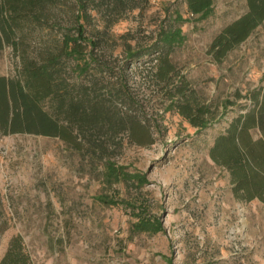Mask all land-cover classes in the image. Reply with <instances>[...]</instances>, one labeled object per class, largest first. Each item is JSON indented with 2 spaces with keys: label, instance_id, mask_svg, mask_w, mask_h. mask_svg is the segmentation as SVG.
Masks as SVG:
<instances>
[{
  "label": "rangeland",
  "instance_id": "374dc122",
  "mask_svg": "<svg viewBox=\"0 0 264 264\" xmlns=\"http://www.w3.org/2000/svg\"><path fill=\"white\" fill-rule=\"evenodd\" d=\"M129 2L126 9L87 3L91 33L107 28L113 54L122 56L162 40V27H177L181 40L169 61L213 110L211 123L198 129L170 108L153 75L154 53L129 68L152 143H133L124 131L109 146L110 160L125 167L129 181L109 185L101 154L88 145L78 150L55 136L0 133V258L17 234L32 264H264V203L237 198L228 171L208 153L214 136L252 107L248 93L264 88V19L217 59L209 45L246 12V0H212L202 14L186 0ZM50 7L49 24L24 21L17 34L36 46L67 32L72 0ZM20 68V53L4 44L0 75L14 77ZM249 134L263 137L257 128ZM102 194L116 203L99 201ZM137 215L157 218L161 228L135 232Z\"/></svg>",
  "mask_w": 264,
  "mask_h": 264
},
{
  "label": "trees",
  "instance_id": "16d2710c",
  "mask_svg": "<svg viewBox=\"0 0 264 264\" xmlns=\"http://www.w3.org/2000/svg\"><path fill=\"white\" fill-rule=\"evenodd\" d=\"M53 1L0 0V49L9 45L21 56V68L14 77L0 75L1 134L55 136L78 150L88 145L94 153L101 154L102 177L109 185L129 181L131 176L125 167L110 160L109 146L119 144L116 137L124 131L133 143H152L148 119L139 116L129 68L144 55L154 53L159 64L153 75L158 87L165 91L170 108L198 129L211 123L213 110L197 98L195 90L169 61L170 52L181 40L177 27H162L159 33L162 40L153 42L150 48L125 49L122 56H117L112 51L115 39L108 29L93 34L86 23L87 3L98 0H72L71 27L67 32L52 42L40 38L33 46L17 30L24 21L49 24ZM105 1L107 6L119 9L130 4V0ZM246 1V12L224 26L211 41L209 51L217 59L244 40L264 19V0ZM186 2L192 13L202 14L208 11L212 0ZM74 74L80 77L74 78ZM248 94L252 107L233 117L214 136L208 153L218 166L228 171L237 198H258L264 203V88ZM252 128H257L263 137L252 140L249 134ZM108 195H99V201L116 203ZM137 216L133 224L135 232L154 233L161 228L157 218ZM0 264H32L19 235L9 238Z\"/></svg>",
  "mask_w": 264,
  "mask_h": 264
}]
</instances>
